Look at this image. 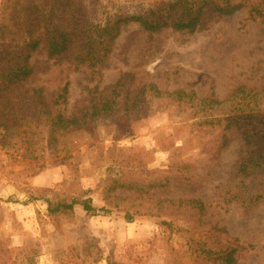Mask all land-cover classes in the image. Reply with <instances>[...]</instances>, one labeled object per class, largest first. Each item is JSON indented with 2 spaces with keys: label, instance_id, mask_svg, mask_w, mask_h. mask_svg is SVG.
Segmentation results:
<instances>
[{
  "label": "rangeland",
  "instance_id": "rangeland-1",
  "mask_svg": "<svg viewBox=\"0 0 264 264\" xmlns=\"http://www.w3.org/2000/svg\"><path fill=\"white\" fill-rule=\"evenodd\" d=\"M48 1L56 4L0 0V264H210L202 245H233L237 264H264V203L245 213L232 198L248 153L236 130L223 131L248 104L227 102L230 94L264 87V21L243 9L206 13L192 35L125 24L102 59L108 23L168 0H58L74 7L52 24L74 38L51 60L42 41ZM34 40L31 75L11 77L10 64H22ZM87 47L97 66L75 70ZM123 74L130 77L113 94ZM211 93L226 102H198ZM105 101L107 112L93 108ZM57 116L77 121L64 128ZM261 143L254 139L251 158L263 154ZM72 200L108 212L91 217L78 204L48 211L46 202Z\"/></svg>",
  "mask_w": 264,
  "mask_h": 264
},
{
  "label": "trees",
  "instance_id": "trees-1",
  "mask_svg": "<svg viewBox=\"0 0 264 264\" xmlns=\"http://www.w3.org/2000/svg\"><path fill=\"white\" fill-rule=\"evenodd\" d=\"M49 2V1H48ZM50 4V2H49ZM52 9L48 11V20L46 22L47 27L42 35V41H45V53L48 59H56L66 54L69 50V43L74 38V32L59 33V29L53 26V15L60 12L69 11L74 7L71 4L67 8L59 6L58 0L56 4L52 6ZM247 9L248 19L251 21H264V0H168L155 3L152 7L143 15H135L132 17L117 18L111 21L103 28L105 34V45L101 48L102 59H105L109 53L107 44L114 41L120 33L121 25L136 23L142 29L143 32L148 35L156 34L162 29L170 28L176 32H185L186 34H194L200 29L202 19L206 13H211L216 17L232 16L234 13ZM53 26V27H52ZM32 32H29L30 35ZM38 40L31 41L27 45L26 54L24 60L20 65H12L8 68L11 73V77H15L17 74L22 79H27L31 75V69L28 67V61L31 54L38 49ZM88 48V55L83 53L77 55L74 60V69L86 68L92 70L98 63L90 62L88 57H91V49ZM81 51V50H79ZM100 51V50H99ZM92 58V57H91ZM17 70V71H13ZM129 74H123L120 76L116 85L114 86L113 94H117L118 89L125 78H129ZM32 95L42 98V90H32ZM180 93L167 94L169 97L179 95ZM68 96V84L66 83L62 89V92L58 99H62L65 102ZM240 96L241 99H248V104H242L247 107L249 104H253L254 108H259L260 102L264 100V87L255 91L253 89H247L243 86L235 89L227 99V102L234 100ZM199 103L204 104L207 108L214 106H221L226 101H218L214 98V94L211 93L209 98L198 100ZM45 107V104L42 103ZM100 112H107L110 107V102L105 101L101 103L100 107H93ZM238 109L230 113L226 120V126L223 131L236 130L240 135L244 147L247 149V157L239 165L236 177L240 180L239 187L235 189V193L232 195L237 204L241 206L245 213H248L253 206L260 203H264V111L257 109L256 112L253 109ZM60 116V115H59ZM64 128H68L70 125L76 123V118L73 119H59ZM222 149L228 147V139L226 133L221 134ZM258 139L261 143L259 153H262L260 158H251L248 149L252 146L254 139ZM248 181V182H247ZM247 183V184H246ZM48 211L50 213L68 212L72 211L75 205H80L83 211L89 216H95L99 212L107 213L104 208L95 209L91 205L90 200H84L78 203L72 200L70 203H58L54 207L46 202ZM198 204V203H197ZM199 205V204H198ZM202 208V206H200ZM128 222L131 219L126 217ZM200 245L197 246V248ZM237 247L233 245L220 247L217 250L211 249L206 245H202L200 249V257H202L206 263L210 264H237Z\"/></svg>",
  "mask_w": 264,
  "mask_h": 264
}]
</instances>
